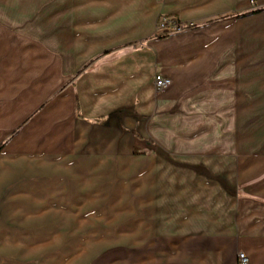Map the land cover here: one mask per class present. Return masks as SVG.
<instances>
[{"label":"crops","instance_id":"crops-1","mask_svg":"<svg viewBox=\"0 0 264 264\" xmlns=\"http://www.w3.org/2000/svg\"><path fill=\"white\" fill-rule=\"evenodd\" d=\"M251 2L259 12L239 17L251 13ZM161 15L196 21L197 28L161 39ZM156 75L173 81L163 94L154 89ZM64 82L72 83L70 90L49 103ZM5 101L14 107L0 108L1 117H28L42 109L26 126L29 133L16 138V153L30 149L34 137L61 118L67 119L57 122L46 149L72 126L81 143L94 144L92 149L102 150L108 138L117 148L121 138L124 148L134 151L139 130L153 137L143 153L148 162L143 177L163 186L157 193L166 206L162 198L170 194L162 190L168 186L164 182L177 176L173 193L179 198L168 204L179 213L175 230L162 233L160 216L167 211L162 206L153 220L143 221L152 235L113 260L237 264L241 250L249 264H264V187L255 185L264 175L247 167L232 176V155L242 164L249 153L244 141L229 139L231 118L264 116V0H0V102ZM187 116L213 120L194 136L183 119L178 125L168 119ZM215 117L228 118V124ZM220 131L228 149L222 158L202 140ZM153 144L157 151L174 149L179 168L166 173L163 167L171 163Z\"/></svg>","mask_w":264,"mask_h":264},{"label":"rangeland","instance_id":"rangeland-1","mask_svg":"<svg viewBox=\"0 0 264 264\" xmlns=\"http://www.w3.org/2000/svg\"><path fill=\"white\" fill-rule=\"evenodd\" d=\"M255 7V2H251V13L258 11L254 10ZM175 20L177 18L173 15H161L157 31L170 37L197 28L189 27L190 24L196 25V21H188L182 23L189 28L177 30ZM169 23L172 26L167 28ZM7 39L15 41L11 36ZM71 87L72 83L65 82L56 85L49 96V103L61 100ZM13 107V101L0 102L3 112H9ZM41 111L20 118L0 116V264H126V260H113L114 255L139 247L138 242L142 238L151 236L152 230L144 226L158 215L156 209L164 206L159 204L162 193H157L163 186L159 187L158 182L143 177L144 170L148 169L143 153L147 151L146 142L152 143L153 137L148 138L139 130L134 135V141L143 143L138 142L139 146L134 151L124 148L125 142L122 143L121 138L117 148L112 149L115 141L108 138L104 140L102 150L92 149L94 144L89 140L81 143L76 127L72 126L70 133L65 136L61 133L55 139L52 150L46 149L51 131L58 127L57 122L67 119L61 118L52 122V129L47 128L36 135L30 149H18L16 153L13 149L16 138L29 133L26 126ZM69 111V117H73V107ZM168 119L175 125L179 124L177 120L183 119L184 125L189 124L196 131L191 134L194 136L199 134L198 128L206 129L204 127L212 124L210 120H213L208 116ZM214 120L221 121V125L228 124V118L215 117ZM231 126L229 139L232 142L244 141L249 153L242 164L236 163V156L232 155V176L242 174L247 167L251 171L255 169L251 173L258 174L260 171L264 175V116L231 118ZM204 136L202 140H206L211 148L216 147L213 153L224 157L223 152L228 150L223 146L224 133L220 131ZM80 145L82 147L79 149ZM157 149L154 148L155 151ZM124 152H129V155ZM157 152L171 163L163 167L167 169L166 173L179 168L175 164L177 158L174 149H159ZM176 178L172 176L171 181L164 182V186H168L162 189L170 194L162 198L168 203L164 202L167 211L160 216L161 220H165L162 233L166 236L173 235L175 217L179 215L173 213V206H168L179 198L173 193ZM257 180V188H263V177ZM235 189L232 180L230 194H234ZM143 221L147 223L144 225ZM194 231L199 233L206 230Z\"/></svg>","mask_w":264,"mask_h":264},{"label":"built area","instance_id":"built-area-1","mask_svg":"<svg viewBox=\"0 0 264 264\" xmlns=\"http://www.w3.org/2000/svg\"><path fill=\"white\" fill-rule=\"evenodd\" d=\"M176 29L177 30H181V29H185V28H189V27H195V24H190V26L188 27L187 25H178L175 24ZM166 28V26H165ZM173 85V81L169 78H165L161 75H156L155 79H154V86H155V90L158 93H164L166 92L171 86ZM237 260L239 264H249V257L247 256V254L244 251H239L237 254Z\"/></svg>","mask_w":264,"mask_h":264},{"label":"trees","instance_id":"trees-1","mask_svg":"<svg viewBox=\"0 0 264 264\" xmlns=\"http://www.w3.org/2000/svg\"><path fill=\"white\" fill-rule=\"evenodd\" d=\"M259 12V11H258ZM258 12H253V13H247V14H244L243 16H239V17H246V16H250V15H254L255 13H258ZM174 24H178V25H183V23L181 22V21H179V20H175V22H174ZM170 26H172L171 25V23H169L168 24V26H167V28H169ZM196 26V25H195ZM168 36L167 35H163V36H160L159 38H161V39H165V38H167ZM2 148L0 147V150H1Z\"/></svg>","mask_w":264,"mask_h":264}]
</instances>
